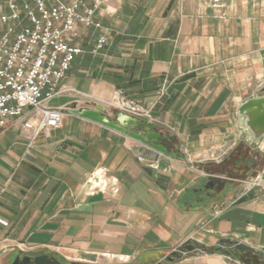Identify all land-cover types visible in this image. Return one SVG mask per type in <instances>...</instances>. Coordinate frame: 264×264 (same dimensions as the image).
Wrapping results in <instances>:
<instances>
[{
    "label": "crops",
    "instance_id": "0c3cea01",
    "mask_svg": "<svg viewBox=\"0 0 264 264\" xmlns=\"http://www.w3.org/2000/svg\"><path fill=\"white\" fill-rule=\"evenodd\" d=\"M96 18L101 28L79 25L72 42L85 52L50 101L63 109L60 125L35 137L24 117L0 128V264L40 254L74 264H241L219 252L167 256L186 240L264 249V163L262 185L206 188L217 180L206 172L239 143L240 104L264 94V0H105ZM100 34L107 44L93 54ZM115 91L149 108L147 120L184 157L70 110ZM252 149L264 159V138ZM99 168L118 179L115 195L89 193Z\"/></svg>",
    "mask_w": 264,
    "mask_h": 264
},
{
    "label": "built area",
    "instance_id": "2783aa9c",
    "mask_svg": "<svg viewBox=\"0 0 264 264\" xmlns=\"http://www.w3.org/2000/svg\"><path fill=\"white\" fill-rule=\"evenodd\" d=\"M105 0H0V128L24 117L23 131L35 137L58 127L63 109L50 101L67 88L62 84L77 55L85 52L73 43L78 27L101 28L96 18ZM100 34L91 53L107 44ZM101 104L106 108L149 119L150 109L137 99L115 91ZM89 193L115 195L118 179L99 168L88 179ZM262 185L260 176L251 181Z\"/></svg>",
    "mask_w": 264,
    "mask_h": 264
},
{
    "label": "water",
    "instance_id": "95a60500",
    "mask_svg": "<svg viewBox=\"0 0 264 264\" xmlns=\"http://www.w3.org/2000/svg\"><path fill=\"white\" fill-rule=\"evenodd\" d=\"M72 113L77 114L86 119L92 120L99 124L105 125L115 131H118L128 137H131L148 147L171 157L183 158L184 154L181 152H174L168 149L164 142V135L159 131V124L150 122L145 118L134 117L123 112H117L115 117L109 115V111L102 105L97 104L94 107H74L70 109ZM238 124L240 131L238 135L239 144L245 142L254 147L260 143L264 138V94L256 95L248 98L242 102L238 108ZM168 138H173L169 135ZM222 179L211 180L206 183V188H210L220 183ZM238 249H246L254 251L264 257V249H256L244 242L234 241ZM193 251L214 252L213 250H203L196 246L191 240H186L180 245L176 246L167 259L172 261L175 258L182 257L185 253ZM226 257L236 261L234 256L222 253ZM12 264H64L61 260L48 254H40L32 257L26 255L24 257L17 256ZM243 264V263H241Z\"/></svg>",
    "mask_w": 264,
    "mask_h": 264
},
{
    "label": "trees",
    "instance_id": "16d2710c",
    "mask_svg": "<svg viewBox=\"0 0 264 264\" xmlns=\"http://www.w3.org/2000/svg\"><path fill=\"white\" fill-rule=\"evenodd\" d=\"M247 146V150L243 151V148ZM248 150L252 149V146L247 145V143L243 142L241 144L238 143L229 153V156L224 160L217 162L218 164H226L232 167L231 173L236 174H248L250 172V168L255 166L257 163V155H249ZM225 165V166H226ZM225 168V167H224ZM245 169V170H244ZM244 170V172H243ZM233 176V175H232ZM234 242L230 240H222L219 245L211 248L203 250H213L214 252L226 253L231 256H234L236 260H239L243 264H264V257L260 254L246 249H238L236 246L232 245ZM74 264V263H72Z\"/></svg>",
    "mask_w": 264,
    "mask_h": 264
},
{
    "label": "rangeland",
    "instance_id": "374dc122",
    "mask_svg": "<svg viewBox=\"0 0 264 264\" xmlns=\"http://www.w3.org/2000/svg\"><path fill=\"white\" fill-rule=\"evenodd\" d=\"M111 110H115V109H113V108H109V109H107V111H111ZM238 145V143L235 145V146H237ZM234 146V147H235ZM247 146H245L244 148H243V151H245V149L247 150V148H246ZM231 151V150H230ZM230 151H227L226 153H224L220 158H219V160H216V161H218V162H222V161H224L228 156H229V153H230ZM248 154L250 155H257L256 157H257V163H256V165L255 166H252L251 168H250V172L248 173V174H236V175H234V174H232L231 173V171H232V167H230L229 165L227 166L226 164H218L217 163V165H219V168H216V169H210V170H208L206 173L210 176V177H212V178H217V179H223V180H228V179H233V180H236V181H238V182H242V183H244L245 181H251V180H253V179H255V177H257L258 176V172H260V169H261V166L263 165V163H264V159L263 158H261V157H259V152H257L255 149L254 150H248ZM226 165V166H225ZM225 167V168H224ZM245 170V169H244ZM244 170H243V172H244ZM233 175V176H232ZM223 184V183H222ZM63 262H64V264H72V263H70V262H68L67 260H62Z\"/></svg>",
    "mask_w": 264,
    "mask_h": 264
},
{
    "label": "flooded vegetation",
    "instance_id": "af4514ba",
    "mask_svg": "<svg viewBox=\"0 0 264 264\" xmlns=\"http://www.w3.org/2000/svg\"><path fill=\"white\" fill-rule=\"evenodd\" d=\"M30 256H32V257H35L36 255H30ZM55 257V256H54ZM57 258V257H56ZM57 259H59V258H57ZM59 260H61V259H59ZM62 261V260H61ZM63 262V261H62ZM64 263V262H63Z\"/></svg>",
    "mask_w": 264,
    "mask_h": 264
}]
</instances>
